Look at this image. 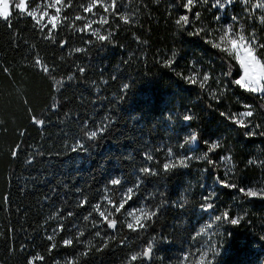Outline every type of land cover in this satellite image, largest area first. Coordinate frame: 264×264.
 <instances>
[{
  "label": "trees",
  "instance_id": "1",
  "mask_svg": "<svg viewBox=\"0 0 264 264\" xmlns=\"http://www.w3.org/2000/svg\"><path fill=\"white\" fill-rule=\"evenodd\" d=\"M50 1L29 0L28 7ZM185 2L117 0L119 14L112 15L99 4L85 12L92 0H63L47 7L58 15L51 38L50 24L41 31L44 23L14 7L10 27L0 20V264H28L37 255L44 260L34 264H129L150 242L158 257L149 264L177 260L192 248L201 220L200 171L210 165L198 155L206 152L230 157L231 182L237 185L220 188L215 205L243 217L227 225L225 247L211 264H264V199L238 195L239 188L264 178V94L233 83L241 75L239 64L212 46L227 25L264 43V9L252 7L264 0H233L223 10L213 7L216 0H197L191 11ZM181 15L189 17L188 25H177ZM101 16L108 24L100 23ZM93 30L111 33V42L97 40ZM205 74L209 80L202 88ZM193 75L196 83L188 79ZM245 105L253 111L248 123L260 125L255 135H246L249 129L232 118ZM102 127L95 140L87 139L86 132ZM189 129L198 135L195 149L184 143ZM215 141L219 147L211 153ZM169 149L173 161L191 154L188 167L165 172ZM142 167L159 175L142 176ZM112 179L121 183L111 185ZM130 187L135 194L125 207H158L157 216L138 232L121 220L108 228L96 206L107 195L119 204ZM61 224L64 230L54 231ZM65 239L73 244L65 246Z\"/></svg>",
  "mask_w": 264,
  "mask_h": 264
},
{
  "label": "snow or ice",
  "instance_id": "2",
  "mask_svg": "<svg viewBox=\"0 0 264 264\" xmlns=\"http://www.w3.org/2000/svg\"><path fill=\"white\" fill-rule=\"evenodd\" d=\"M197 0H186V2L183 4V7L185 9H188L191 11V6H193ZM245 4L249 3V0H243ZM63 0H54V3L52 5H47L45 10L43 12H40L39 16L37 15V12L39 10V5H37L34 9H29L28 4L29 0H18V2L14 3V0H0V20H3L4 22L8 23V26H11V17L13 16L12 8L14 7L17 14H24L28 17H31L38 25L41 21L44 20L46 16H48L47 7H53L58 4H62ZM233 3V0H216L213 7H218L219 9L223 10L227 6H230ZM97 4L100 5L104 9L105 13H111L112 15H117V0H111L110 4H105L102 2V0H92V3H90L85 9V12H92L93 8L97 6ZM70 6V4H69ZM253 9L255 8H261L264 9V3H257L252 6ZM60 8H56V13L59 14ZM196 16L199 17V13H196ZM76 20H81L82 17L77 16L75 18ZM120 19L124 23L129 22V18L127 15H120ZM217 19H220L218 16ZM233 20H236V17L232 18ZM261 23H264V16L260 17ZM108 18L106 16L100 17V23L108 24ZM58 23V15H52L48 18L47 24H44L41 26V31L44 30L49 24L51 25V28L48 30L49 36L48 38H51V31L52 29H55L57 27ZM91 23L88 22L85 24L86 29L91 28ZM177 25L184 26L188 25L190 23L189 17L187 15H181L179 19L176 21ZM202 31V30H201ZM93 35L97 37V40L101 42H111V33L108 35H101L98 30H93ZM196 34H199L198 32ZM220 42L219 43H213L212 46L214 48L220 49L222 52H226L228 56L232 57L240 66V68L243 70V75L240 76V78L235 79L233 83L238 85L240 88L244 89L245 91L249 93H260L264 94V54L260 53V49H264V43H259L258 40L255 37V33L249 34V36H245L243 34V31L241 32H234L232 25L225 26L223 35L220 36ZM91 42V41H89ZM65 42L61 43V47L64 46ZM77 52L82 51V49H76ZM36 65L41 64V60L37 58L35 60ZM169 65L172 63L171 60L167 62ZM44 71L47 72L48 68L45 66ZM80 73H84L85 69L80 68ZM230 75V73H228ZM71 79V78H69ZM191 83H196L195 75L192 77H188ZM209 80V76L205 74L203 76V81L201 82L200 86L203 88L205 83ZM125 88L128 86L125 85ZM246 108L251 109L250 105H245ZM221 115H225L224 113H221ZM253 111L248 110L241 114V118L236 119L235 117H232L234 120V123L240 125L243 128L249 129L248 132H246V135H255L254 128H259L260 125H252L251 121L249 123H245L243 117H252ZM184 119L186 121L191 120V116H185ZM35 123L42 125L44 122L42 120H34ZM105 131V128H100L98 130H92L85 133L88 140H95L98 136V133H103ZM260 135H264V132H261ZM198 135L197 133L193 132L190 137H186L184 140L185 144H194L197 142ZM79 148H83V144L78 143ZM216 147H218V144L213 143L211 147L209 148V151L214 150ZM18 150V149H17ZM74 151L76 149H73ZM16 155V150L13 151V156ZM146 159L151 161L153 159L152 155L145 154ZM168 156L170 157L169 162L164 163L163 170L165 172L171 171L177 167H183L187 168L188 163L187 160L188 157L178 158L173 161L174 153L171 151V149L168 150ZM209 163H212V161H209ZM140 174L142 176H156L159 175V173L150 167H142L139 170ZM139 179V178H138ZM219 180V178H218ZM121 181L119 179H112L110 181L111 185H119ZM219 183L225 187V188H237V185L234 183H229L227 181L220 180ZM139 185L137 184L136 187ZM239 191L248 198H262L264 199V188H254V187H248L245 188H239ZM135 194L134 188H128L126 193L122 196L119 204L117 205L111 200H108V203L111 205L113 211H109L106 215L104 211H101L99 208V205L96 206V210L98 211L99 215L103 218V222L107 223L108 228L115 229L117 225L116 219H110V216H113L114 213H120L122 209L125 208V205L132 199L133 195ZM212 197V194L210 193L208 196L205 197V200H210ZM87 203V201H82L81 206L83 204ZM201 207L205 210L213 209L214 205L213 203H207L205 205H201ZM159 211V208H154L152 210H149L147 208H139V209H133L127 213V215L131 218L129 222H127V228L132 230L133 232H138L139 230H142L146 227V222L151 221L155 216H157ZM68 215H72V213H68ZM90 218L89 216L84 217L85 220H88ZM243 217H232L230 216L229 211H224L221 215H216L215 220L221 221V222H227L231 225H238L242 221ZM64 226L63 224L58 225V228L54 231H63ZM80 235L82 236L83 233L81 232ZM97 236L100 235L99 232L96 233ZM49 240H52L53 237L49 236ZM63 244L65 246H70L73 244L72 239H65L63 241ZM56 245H51L49 251H51L52 248H55ZM104 247H107V244L104 245ZM102 249L98 248L97 251H101ZM153 251V245L150 242L148 246L142 251L133 254L130 257L131 261H136L138 258H144V259H151ZM82 255H87V252L82 253ZM218 255V253H217ZM187 259V258H185ZM43 261L44 257L37 255L36 257H33L28 260V264H34L35 261ZM129 262V264H130ZM69 264H72L71 261H69ZM201 264H203V260L201 261ZM209 264L211 262L209 261Z\"/></svg>",
  "mask_w": 264,
  "mask_h": 264
},
{
  "label": "rangeland",
  "instance_id": "3",
  "mask_svg": "<svg viewBox=\"0 0 264 264\" xmlns=\"http://www.w3.org/2000/svg\"><path fill=\"white\" fill-rule=\"evenodd\" d=\"M49 3L50 5L53 4L54 0H51ZM45 8H46L45 5H40L37 15L39 16L40 12H43ZM47 11H48V16H46L44 20L41 21L40 23L47 24L48 18L52 15H56L53 12H50L49 8H47ZM234 32H238V31H234ZM240 73L241 75H243L242 69ZM246 111H248V108L243 109L242 111H239V112H235L234 114L232 113V117L239 119L241 118V114ZM243 119L245 123H248V117H243ZM193 132H195L193 129H189L186 133V137H190ZM213 143L218 144L217 141H215V142H212L211 145ZM189 145L192 149H195L198 146V140L196 143L189 144ZM193 154H196V153H193ZM261 154L262 152L256 155V157L257 158L262 157ZM190 156L191 154L186 157H190ZM198 159L206 160V162H208V164L210 165L208 167L203 168L200 171V174L202 175L201 194L203 197L201 200L203 201V205L207 203H213L214 208L208 209V210H205L202 208V211L200 212V216H199L201 220L200 222H198V225L196 226L195 234L193 237L194 239H193L192 248L188 249L187 250L188 252L185 251L180 257L177 258V260H174V261L167 260V261H163V263L161 261H158L159 263L161 262L160 264H201L202 260H203V264H208L209 261L212 262V260L215 257H217V253L219 255L225 247V243L227 240L226 227L229 223L216 221L215 216L221 215L224 211L226 210L228 211V209H225L223 207L219 208L217 206L218 201L215 199V197L218 194L219 189L223 188V186L219 183L220 180L232 183L230 173L233 170V163L232 161H230V157L228 155L219 154L218 157H212L209 154V152L200 153L198 155ZM260 160H261V164L263 165V169H264V162H262L263 161L262 159ZM209 161H212V163H209ZM215 168L218 169L219 171H216ZM248 187L264 188V178L262 180H259V182L257 181L253 184H247L243 188L247 189ZM210 193L212 194L211 199L205 200V197L208 196ZM238 195L241 196L243 194L240 192ZM108 200L113 201L110 195H107L105 197L106 203L104 204L101 203L99 205L100 210L104 211L106 215L108 214L109 211H113L111 205L108 203ZM215 203L217 204L215 205ZM139 208H146V207L143 204H128L124 208V210L123 209L121 210L120 219L114 216H110L109 218L116 219L117 223L119 222V220H121L127 224V222H129L131 219L127 215V213L133 209H139ZM114 215H116V213H114ZM157 257H158V253L155 252V245H153L152 261H154ZM258 264H263V263L260 260Z\"/></svg>",
  "mask_w": 264,
  "mask_h": 264
},
{
  "label": "water",
  "instance_id": "4",
  "mask_svg": "<svg viewBox=\"0 0 264 264\" xmlns=\"http://www.w3.org/2000/svg\"><path fill=\"white\" fill-rule=\"evenodd\" d=\"M216 149L212 150L211 153H215ZM148 264L152 262V255H151V259H146Z\"/></svg>",
  "mask_w": 264,
  "mask_h": 264
}]
</instances>
